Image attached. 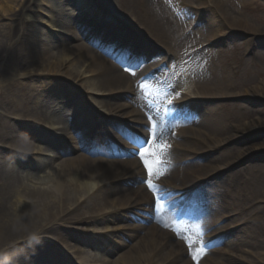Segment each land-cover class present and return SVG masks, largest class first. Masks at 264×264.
Masks as SVG:
<instances>
[{"label": "bare ground", "instance_id": "1", "mask_svg": "<svg viewBox=\"0 0 264 264\" xmlns=\"http://www.w3.org/2000/svg\"><path fill=\"white\" fill-rule=\"evenodd\" d=\"M65 1L64 3L63 0H0V12L3 14H11L9 18L15 17L13 13L16 10L24 13L25 8L32 2L34 6L33 13H37L43 9V2L46 3L44 7L48 8L47 10L50 12L45 22L41 20L42 24L39 27L35 25L30 27L36 21L37 14H29L28 17L26 16L29 21L23 22L19 32H16L14 29L12 34L8 32L4 36L5 32L8 31V27L6 25L0 26V58L2 63H5L10 69L8 73L13 74L15 77L16 73L18 75L19 72L24 71L17 68V66L24 63L29 66L38 67L37 70H40V72L37 73H40V76L42 75L41 78L45 80L52 79L51 76H62L77 86L73 88L68 84L74 90L68 87L71 91L66 92L67 95L64 98H60V101L54 102L50 100L48 92L53 93L56 97L61 95L60 89L65 86L59 80L52 79L48 82H41V85L34 84L36 76L31 75L21 76L23 82L10 81L14 78H6L5 80L7 82L6 85H8L5 87L6 92L10 93L11 96L21 94L23 98L21 104L22 110L28 114H32L31 118L35 119L33 122L42 126V128H31L32 130L21 133L16 128L20 123L13 121L9 123V127L5 128L7 130L6 133L10 137H1L4 140L14 139L16 145L10 149L18 153L14 155L12 153L11 156L2 155L3 161L0 160L2 166V170L0 171V250L5 251L3 258H0V264H12L14 261L18 264H28V261L37 256L34 250L41 245L42 249L40 251L42 250V254L40 253V257L38 256L36 260L31 261V264H69L67 255L64 254L62 256L55 252L57 250L56 245L48 244L46 240H41L44 244H38L41 241H38V243L37 241L22 243L21 239L36 235L39 236L42 233L46 236L47 233H50V226L59 219L61 213L60 208L62 206H68V202H76L74 201L76 197L73 199V194L75 196L82 195L79 199V201L81 200L80 203L83 202L80 205L82 208L83 206L91 208L97 204L105 206L103 212H110V215L106 217L107 219L105 221L109 224H114V226L118 224L126 225L129 222H138L142 219V214H149L156 220L157 226L154 229L153 226L147 228L149 225L145 227V224L131 226L132 234H124L123 236L127 238L120 240L121 243L118 246L116 245L117 248H111L114 250L120 249V255L117 254V260L113 264H190V261L186 259L187 251L185 247H188L193 254H191L190 259L195 258V256L197 257L198 254L203 255V260L197 259L198 262H201L199 264H218L220 260L224 264H236L231 259V255L226 254L222 249L214 252L209 251L207 242L202 240H200L201 242L198 241L194 231L193 233L195 234H192L187 229L182 231L185 228V221L188 224L191 222L190 218H184V221L176 220L174 216L179 214V211L174 212L172 217H167L161 212L157 213L152 208L153 199L149 193V188L151 190L160 188L156 186L165 188L161 180L162 177H165L168 180L169 178L176 180L179 185L178 190L184 191L189 187L185 192H177V195L191 194L193 197H199L198 195L202 193V190L194 186L197 182L192 181L198 179L201 174L205 173V170L200 165L206 161H198L197 166L188 164L184 168H180V165L183 163L185 156L188 155L187 150H190L192 154L194 151H199L201 148L206 147L205 140L203 138L201 139L200 134L205 135L209 145L213 142H217L219 145L224 143V141L219 140L218 134H225L226 126L223 125L224 121L221 120L220 115L213 108L214 103L210 102L209 109H203V106L206 105V101H204L206 98L200 97L188 102L181 95L174 94L170 97L165 92L166 89L158 83L157 78L151 75L150 70L147 69L148 66L152 67L156 64H161L164 60L163 56L165 53L168 52L172 55L170 47H173L178 54H181L183 61L188 54H191L190 56L196 59L197 57L207 58L203 64V73L209 81L207 85L209 89L204 90L205 95L203 97H214L211 92L217 91L219 93L221 87L223 90L229 89L231 83L225 78L223 73L220 75L221 72L219 71L218 65L213 64L212 57H208L211 56V54H208L209 50L207 51L201 48L204 43V33H200V30L204 26H209L211 30V22L201 21L199 25H196L195 19L201 17V15L195 11L194 6L196 5L191 3L187 4L184 8H178L177 6L170 5L166 0H156L155 4H151V6L145 4L144 0H102V2L109 1L114 5H123L125 3L130 10H136L132 14L133 17H131V20L139 22L140 24L142 23L144 25L140 27L142 33L149 34L154 39L153 43L158 45V48H155L153 46L145 47L140 44L137 49H133V52L138 54L135 58L131 59L129 57L130 55H128L127 60H123L125 57L120 58L116 54L112 55L108 52H106V55L99 54L96 50L89 47L88 44L86 45L82 42V39L83 41L85 40L83 35H89L90 33V19H93L95 14L99 15L100 13L99 5L95 4L94 9H91L90 0ZM192 1L196 3L197 0ZM210 1L213 2V0ZM216 2H213L215 4L213 7L216 6L214 8L215 11H219L221 10L219 7L220 4L218 5V2ZM93 3H97V0H94ZM36 4L38 6H35ZM40 4L41 7L39 6ZM139 4L142 8L141 10L139 9ZM142 5L144 6L142 7ZM181 10L185 12L183 13ZM87 11L90 13L88 14ZM113 11L120 12L115 9ZM221 12L224 14L217 17V21L213 23L215 26L226 27L242 36H244V31L251 29H247L248 26L244 20H235L231 16L226 15L225 11L221 10ZM83 17H86V19ZM50 20L52 23L48 22ZM195 25L194 31L192 27ZM110 26L117 30L116 33L123 31L118 29L114 24ZM42 29L46 31L58 29L66 33L58 35L60 39L57 38L56 40L52 33L48 34L46 32V35L43 36L44 39H39L40 35H44ZM103 29L104 26H98L94 34L101 36L104 31ZM136 30L138 31V29ZM70 34L71 36L68 39H64ZM123 34H125V31H123ZM123 34L122 37L120 34L119 36L116 34L118 37L117 40L125 42L128 48H132L134 43L138 44L132 37L123 38ZM256 34L260 36V32H256ZM17 37L18 39L15 41V45H12L13 43L9 44L11 42L9 40L10 38L14 39ZM260 38L262 37L258 39ZM77 40H81V42L74 43ZM56 51L57 53H55ZM15 52L25 54V57L23 58ZM111 55L113 62L110 59ZM74 58L77 59L74 60ZM84 60L86 62L82 64ZM151 61L156 63L150 66L149 62ZM86 63H89V70L84 69ZM182 70L185 87H190L193 81L185 75L184 72H187L186 68H182ZM91 74H97L99 79L81 82L84 76ZM33 86L37 88L44 87L41 99L33 98L28 94L29 89L34 91ZM86 90L98 93H117L114 97H117L119 100L132 94V92L135 93L134 99H130L129 103L125 105H119L120 103L115 105L113 103V100H115L113 99L114 97L105 99L104 101L92 100L90 102L101 113H112L115 115L117 121L126 120L125 125L127 127H132L131 129L138 127L136 130H138L141 137L138 144L141 145L146 138L145 133H148L147 135L155 140V146L153 148L142 146L140 152L143 153V156L140 155L142 161L137 160V155L133 154L132 151L119 154L115 150H112L110 146L100 143L104 134H107L109 137L117 136L121 138L122 136L126 137L124 133L127 131L121 134L117 133V128L118 132H120L121 129L119 127L124 125L122 122L111 119L110 122H105L96 115H91V111L89 110L90 106L83 105L81 101L78 102V95ZM200 94L198 93L197 97ZM256 96L264 99V91L259 90ZM90 99L92 98L87 97V100ZM7 100V95L0 89V103L5 104ZM255 104L260 103L259 101H255ZM137 105L144 110L145 114L135 110L138 108ZM128 109H132V111H128ZM166 109L172 111L177 110V114L168 113ZM83 119L85 120L83 121ZM75 121L76 125H74ZM99 122L101 125L96 128L95 123ZM171 123L176 124L170 126L169 129ZM47 129L50 131H47ZM240 129L234 130V133L238 134L246 130L250 132L251 130V128ZM52 130L57 133H62L58 134V137H55V142H57V146L55 147L58 156L64 154L70 156L75 151H78V154L62 160L63 162L59 164L58 170L55 171L52 168V171H54L45 175L40 181L42 184L40 187L42 189L27 188L26 184L30 178L39 179V177H33L32 175L37 174V170L43 167L40 163L43 161L38 157V154L41 152H49V149L53 148L51 145L43 147L41 143V139H43L45 142L44 145L49 144L47 137H54H49L50 134L54 135ZM256 135L254 133L249 136L251 141L257 138ZM92 139H98L99 142L93 143L91 142L93 141ZM123 141L125 142V140ZM105 142L106 138H104ZM91 145L93 147L90 150ZM69 146L72 148L67 150L66 148ZM175 146H179L183 150L177 153L174 151ZM134 149L135 147L133 146L131 150ZM80 150H87L89 157L87 155V158L84 157L83 151ZM251 152H256V154H252L253 157L264 155V141L254 144ZM237 153L240 154L242 152L239 149ZM30 154H35L39 162L34 165H21L23 159L33 163V160L31 161L33 155L30 156ZM91 156L94 157L90 158ZM252 156L250 155L251 159L249 158V160L242 163L243 167L239 175L243 173L244 176L248 170L259 168L257 165H248L249 163L252 164L255 162ZM203 157H205V154ZM242 157L244 156H241L240 159ZM145 160L152 167L151 175H149ZM173 162H176L178 166L173 165ZM5 163L13 165L14 168L16 167L18 169L15 175L5 173ZM43 164L46 167L52 163L48 160V162ZM140 167L144 169L142 170ZM144 172L146 175L148 173L152 187H149L148 181L147 184L145 182L142 186L138 185L134 187V179H144ZM199 181L200 179L198 183ZM252 193V188L247 189L246 197H251ZM233 196V204L245 202V198L236 194H233ZM210 198H212L211 195ZM178 199V197H174L176 206L181 207L183 209L182 212L186 215H192L191 208L197 203V200H193L189 205L179 206L183 205L184 201L180 203ZM216 200L213 202V205L218 207L217 211L227 210L228 202L226 198L221 200L216 198ZM227 200L230 201L231 199ZM111 205H118V207H122L124 210L127 209L128 215L123 217L120 222H118L119 218L117 217L112 219L113 217L111 215L117 212H115L116 209ZM112 210L115 213H111ZM227 218L229 216H223V219ZM67 219L74 221V217L70 215H68L66 221ZM61 221V219L58 220L56 225ZM198 224L202 229V231L198 229L199 233L205 234V232L209 231V227H213L214 235L217 237L222 231L221 227H216L217 223L214 222L213 216L205 224ZM165 226H172L171 228L174 229V232L172 234L167 232L165 229L167 227ZM118 231L122 233L124 226L122 225L118 228ZM112 232L114 233L115 231ZM110 234L105 235V238H108ZM19 240L20 242L18 243L17 241ZM125 242L130 243V245H125ZM224 242L225 240L222 239L221 243L224 244ZM68 247L66 246L62 250L69 253L68 251L74 248ZM110 247H107L106 250ZM110 254H104L103 259L96 261L97 264H107L106 260L109 257L112 260L113 257ZM81 255L84 257L85 251H81ZM13 256H16V258ZM8 259L10 261H7ZM46 260L52 261L49 263ZM88 260L85 259L83 261L87 262ZM212 260L216 261L213 262ZM245 263H250V261L246 259L244 261Z\"/></svg>", "mask_w": 264, "mask_h": 264}, {"label": "rangeland", "instance_id": "2", "mask_svg": "<svg viewBox=\"0 0 264 264\" xmlns=\"http://www.w3.org/2000/svg\"><path fill=\"white\" fill-rule=\"evenodd\" d=\"M63 2L65 3L66 1L63 0ZM155 2L156 0H145V4H149L150 6L151 4H155ZM213 2H216L218 5L220 4V9L225 11L226 15L231 16L235 20H244L246 25L248 26L247 29H251L248 31H244V36H242L234 33L233 30L227 29L226 27L215 26L213 24L214 21H217V17L224 13H222L221 10L215 11L214 8H216V6L213 7L215 5L213 4ZM213 2H211L210 0H197L196 3L192 0H169L170 5H176L178 8H184L185 4L189 3L196 5L200 8H204L203 10H201V12H199L201 15V18L199 19L202 22L210 21L212 29L210 30L209 26H204V28L200 30V33H204V43L201 47H203V49L207 51L209 50L208 54H211V56L208 57H212L213 64H216L219 67V71L221 72L220 75H222L223 73L225 78L231 83L230 85L228 84L230 88L227 90H223L221 87L219 89V93L217 91L211 92L214 97H218L211 98L209 102H206V105L203 106V109H209L210 102L214 103L213 108L220 115L221 120L224 121L223 125L226 126V133L218 134L219 140L224 141V143H222L224 147H219L220 145L217 142H213L209 145V147L216 148V150H212L208 156L198 159L189 154V156L186 158V161L183 160L185 161L183 163L185 165L189 163L190 165L197 166L198 161H206L200 165V167L205 170V173L201 174L198 179L192 181L198 182L200 178H203L204 180L201 179L202 181L200 182L203 187L208 182L206 187L207 190H205L206 192H204L203 197L206 213L211 210L212 205L210 201H217L215 199L210 198V194L216 197L218 200L226 198V201L228 202L227 210H221L215 213L214 218L219 223L217 225H220L219 227L222 228V231L220 232L218 237L220 238V240H225L224 245H218L215 250L217 248L224 250L226 254L231 255V259L236 264H244V261L246 259L250 261V263L247 264H264V155L259 157H253L252 154H256V152L250 153L251 149H253L254 144H256L257 142L264 141V99H261V97L256 96L259 90L264 91V0H213ZM103 3L115 10L122 12L126 15V18L128 19H131V17H133L132 14L136 11L132 9L130 10V8H128L125 3L123 5H114L109 1ZM139 9H142L140 7V4ZM47 12L49 11L47 10ZM13 14L15 17L9 18V13L3 14L2 12H0V26L6 25L8 27V31L5 32L4 36L8 34V32L12 34V31L14 29L16 30V32H19L21 30L20 28L23 22L29 21L27 20L29 14L27 13H20L18 12V10H16ZM49 23L52 22L49 21ZM136 23L139 27L144 26L142 23ZM225 23L228 24L227 22ZM34 25L37 26V24L33 23V25H30V27ZM194 27L196 26L192 27L193 30ZM43 31L44 35H40L39 39H44L43 36L46 35V32L48 33V30ZM256 32H260V36H258ZM259 37L262 38L258 39ZM213 38L220 42L217 45L209 46V42H215ZM17 39L18 37L14 39L10 38L9 40H11V42H9V40L8 42L9 44L13 43L12 45H15V41ZM79 42H81V40H77L74 43ZM15 53L18 54V52ZM55 53H57V51ZM190 55L191 54H188L186 56L185 60L180 64V66H189L192 63L193 66L191 67L189 73L193 81V87L187 89L185 87L184 80L181 79V76H178V81L175 83V85L178 87V91L176 94L180 95L179 92L183 93L184 87V90L191 95L201 93L200 95L204 96V90L209 89V87H207L209 81L207 80V78H205V75L203 73V62L200 60L199 57H197L196 59ZM22 57L24 58L23 55ZM76 59L77 58H74V60ZM85 62L86 61L84 60L82 64H84ZM87 66H89V63H86L84 65V69ZM177 66L179 67V65ZM28 67L31 68L28 69ZM17 68L24 71L19 72L18 75L16 73V76L14 77L13 74L11 75L8 73L10 69L6 66L5 63H2V60L0 58V89L3 90L5 92V95H7L8 97V100L5 104L0 103V131L2 130L0 135V152L4 155L5 150L16 145L14 139L4 140L3 138H1L2 136L10 137L6 133L7 130H5L6 127H9V123L13 121L20 123L24 120H29L30 122H33V120H35L34 118H31L32 114H28L22 110L21 104L23 98L21 94L11 96L10 93L6 92L5 87L8 86L6 85V78H14L10 81L23 82V79L20 78L21 76L23 77L25 75H31L36 76V81L34 82V84L41 85L40 73H37L40 72V70H37L38 67L29 66L23 63L22 65L17 66ZM65 79L66 78H60L59 81L61 82ZM98 79L99 78H97L96 80ZM33 88L34 91L32 89H29L28 94L31 95L33 98L41 99L42 90L44 87L37 88L33 86ZM69 90L70 89L68 87H62L60 89L61 95L59 97L54 96V94H51L50 92H48V96L50 100H53L54 102L60 101V98H64V96L67 95L66 92H69ZM89 91L90 90H86L82 94L78 95V102L81 101L83 105L86 102L88 103V101L84 100V98H87L85 93ZM107 94L108 96L110 95L109 93ZM114 94L115 93H112L109 97L104 95L102 97L92 96V98H94L95 100L104 101L105 99L112 98ZM130 97L131 95H127V97H124L121 100H119L117 97H114L113 99L115 100H113V103H115V105H118L119 103V105H124V103H129ZM220 98H222V100H220ZM249 98L251 99L247 100ZM255 101H259L260 104L254 105ZM96 110L97 109L91 104V111L96 112ZM128 111H132V109H129ZM74 125H76V121ZM23 128L28 129L26 131L32 130V127H30L29 125H26V127ZM238 128H241L240 130L244 128H251V130L250 132L246 130L238 134L234 133V130ZM254 133L257 134V138L253 137L256 139L254 141H251L249 136ZM200 137L201 139L203 138V140L207 141L205 135L203 136V134H200ZM47 139L49 140V144H45L46 146H49L50 144H54V146L57 145V142H55V137H47ZM113 139L117 142H120L119 139H116L115 137ZM41 143L44 145L45 142L43 139H41ZM239 149L242 152L240 154L237 153ZM49 150L51 153V158H49V162H51L52 164L49 167H41L37 175H34L35 177L37 176V178L39 177V179L36 180L30 178L26 184L27 188L30 187L31 189H42V187H40L42 185L40 181L45 175H48L49 173H52L54 171H52V165L53 169H55L56 171L58 170L59 164L63 162L62 160L66 159L57 155L56 148H52ZM77 152H73L72 155L76 156L78 154ZM1 153L0 160L3 161ZM83 155L84 157H86V154ZM250 155L252 156V159H255V162H253L252 164L249 163L248 165H257L259 168H253L251 170H248L244 174V176L243 173L239 175L243 167H239L240 165H243L241 162L236 169L228 171V174H218L211 176V178L207 179V176L212 174L214 171L218 173V171L224 168L225 166H228L232 163H236L242 160L244 157ZM241 156L244 157L240 159ZM36 157L37 156L33 155L31 159L36 161ZM246 160H249V158L243 160V162H245ZM209 161L211 164L209 163ZM44 162H48V160ZM174 165L177 166L176 164ZM4 166L5 173L7 172L9 175H15V173L17 172L15 169H12L10 165ZM181 166H183V164H181ZM1 170L2 166L0 164V171ZM140 181H142V179H134V187L138 185L142 186L143 184ZM249 188L253 189V193L251 197L247 198L246 190ZM233 194L245 198V202H238L233 204ZM81 196L82 195L75 196V194H73V199L74 197H76V199L74 200L76 202H68V206H62L60 208L61 213L57 221L60 219L62 221L57 225V221L52 224L50 226V233H47L46 236H44L42 233L39 234V236L36 235L33 237L23 238L21 239L22 243H31L35 241H37L38 243V241L46 240V243L54 244L62 249L66 246H69L68 248L74 247L72 250L68 251V255H70L73 262L75 263H82L84 262L83 260L89 259L90 264H97L96 261L98 259H103L106 254H110V252L108 253V251L104 250L103 246L106 244L111 247L116 246V240L124 234L111 235L109 236L111 237L109 238V241L102 240L106 239L105 235L110 234L113 230H115L113 228H116L119 224L117 226H114V224H109L107 221H105L107 219L106 217L110 215V212H103V209L105 207L103 205L97 204L96 206L91 208H86L84 206L83 208L82 206L80 207V205L82 204L80 203L81 200L79 201ZM227 199L231 200L229 201ZM111 206L117 210V213L111 211V213L117 214L111 215V217H113L112 219L117 217L119 218L118 222H120L123 217L128 215L127 209L124 210L122 207H118V205ZM40 209L42 208L40 207ZM99 212L102 214H100ZM68 215L74 217V221L68 219L66 221ZM98 215L103 216V218L97 219ZM223 216L231 217L223 219ZM53 226L55 227L52 228ZM108 227L109 229H107ZM17 242L19 243L20 240ZM38 244H44V242L41 241ZM127 245H130V243H127ZM41 247L42 245L38 246L34 250L37 253V256L34 259L28 261V264H31V261L36 260L38 256L40 257V253L42 252V250L40 251V249H42ZM96 247L98 248L96 249ZM81 251H85L84 257L81 255ZM119 251L120 250H115L114 252H112L110 254L113 256L112 260L111 257H109V259L106 260V263L113 264V262L117 260L118 255H120ZM3 253L5 254V251L3 252L0 250V258H2ZM13 257L16 258V256ZM198 258L200 260H203V255L198 254L197 257L195 256V260L197 263ZM186 259L190 261V264H194L193 260L190 259V255L187 256ZM7 261H10V259H8ZM46 261L50 263V261L52 260ZM212 261L215 262L216 260ZM219 263L224 264L222 260H220ZM12 264L18 263L14 261L12 262Z\"/></svg>", "mask_w": 264, "mask_h": 264}, {"label": "snow or ice", "instance_id": "3", "mask_svg": "<svg viewBox=\"0 0 264 264\" xmlns=\"http://www.w3.org/2000/svg\"><path fill=\"white\" fill-rule=\"evenodd\" d=\"M129 139H132V137L131 136H128V134H127V132H125L124 133ZM142 156H143V153H140ZM145 165L147 166V168H148V172H149V175H151L152 174V167H151V165L150 164H148V161L147 160H145ZM149 187H152V185H151V182L149 181Z\"/></svg>", "mask_w": 264, "mask_h": 264}]
</instances>
